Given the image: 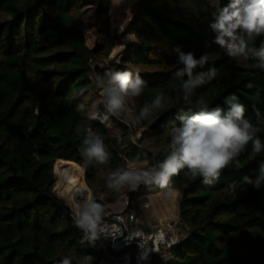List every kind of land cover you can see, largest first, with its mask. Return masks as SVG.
Masks as SVG:
<instances>
[{"label": "trees", "instance_id": "16d2710c", "mask_svg": "<svg viewBox=\"0 0 264 264\" xmlns=\"http://www.w3.org/2000/svg\"><path fill=\"white\" fill-rule=\"evenodd\" d=\"M110 9L111 0H0V264H62L65 257L70 264H100L105 254L100 240L94 245L80 242L83 233L73 223L71 208L54 190L55 171L57 180L61 172L56 163L85 165L90 187L113 202L128 191L106 187L110 171L133 161H147L150 167L163 160L162 149L170 141L172 122L179 124V110L191 114L182 99L181 81L174 76L183 67L177 63L176 47L197 57L209 54V62L196 72L217 70L194 99L203 96L209 107L226 108V98L235 95L253 124L255 110L264 116V70L255 67L254 57L231 59L213 43V0H142L127 27L135 44L121 52V63L109 59L107 64L124 39L111 23ZM88 10L93 11L91 24ZM89 24L94 40L87 32ZM261 42L264 36L250 44L259 47ZM109 70L139 72L146 82L134 98L135 119L157 93L167 98L166 110L137 119L143 129L138 137L101 103L95 77ZM82 103L84 110L78 111ZM90 112L107 119L88 120ZM81 123L103 136L111 154L108 164H85L79 151L82 135L75 132ZM258 126L264 142V124ZM238 159L239 166L232 164L211 184L184 171L173 177L187 230L170 249V264H264V186L256 190L244 181L258 174L264 151L255 154L249 144ZM82 177L85 182L83 171ZM162 190L141 185L130 191L129 210L135 209L140 193Z\"/></svg>", "mask_w": 264, "mask_h": 264}, {"label": "clouds", "instance_id": "9594fccd", "mask_svg": "<svg viewBox=\"0 0 264 264\" xmlns=\"http://www.w3.org/2000/svg\"><path fill=\"white\" fill-rule=\"evenodd\" d=\"M213 4L216 8L210 23L215 33L213 43L224 49L231 59L254 57L257 61L255 67L264 70V42L259 47L250 44L255 38L264 36V0H228L223 5L220 0H213ZM174 51L177 63L183 65L174 76L181 81L182 99L190 106L191 114H184L182 108L179 110V124L172 122L170 141L162 149L166 153L163 160L150 167L137 166L133 161L128 166L115 168L105 178L106 187L110 190L134 192L141 185L157 186L166 190L167 196L178 199L181 193L172 187V180L182 171L193 180L201 178V182L207 185L218 179L223 170L232 164L239 166L238 158L249 144L255 154L264 151V142L258 136L261 131L258 125L264 124V116L259 110H255L256 124H253L246 118V108L235 95L226 98V108L219 105L209 107L203 96L194 99L196 90L217 76L215 67L207 71H195L209 62V54L197 57L194 52H185L180 47ZM95 85L100 90L105 111L119 117L130 111L129 98L139 97L146 82L139 72L134 75L129 70H109L103 75H96ZM167 102L162 92L157 93L150 103L141 107L137 119L146 120L154 111L166 110ZM84 107L82 103L77 110L83 111ZM87 119L103 123L107 116L101 117L99 112H90ZM75 132L82 135L79 151L86 165L109 163L111 154L98 131L81 123L76 126ZM244 181L260 190L264 186V161L260 162L255 178L246 176ZM70 208L74 225L83 233L81 243L94 245L101 235H109V228L104 221L105 207L91 195L79 200L74 198ZM147 258L145 251L141 259ZM87 259L91 260L92 257ZM62 264H70V259L65 257Z\"/></svg>", "mask_w": 264, "mask_h": 264}, {"label": "built area", "instance_id": "2783aa9c", "mask_svg": "<svg viewBox=\"0 0 264 264\" xmlns=\"http://www.w3.org/2000/svg\"><path fill=\"white\" fill-rule=\"evenodd\" d=\"M130 203L127 195L117 208L104 215L109 235L106 241L102 240L104 235L99 239L105 253L100 264H170V249L183 239L177 222L145 220L143 216L151 206L145 193L136 197L135 209L129 210ZM145 251L146 260L141 259Z\"/></svg>", "mask_w": 264, "mask_h": 264}, {"label": "rangeland", "instance_id": "374dc122", "mask_svg": "<svg viewBox=\"0 0 264 264\" xmlns=\"http://www.w3.org/2000/svg\"><path fill=\"white\" fill-rule=\"evenodd\" d=\"M142 0H111V9H110V19H111V23L113 25L114 28L119 29V31H121L122 33H124V39L122 44L116 46L110 56L108 58H106L107 64L109 63L110 60H113L116 63H121V52L129 45V44H135V37L132 33L127 32V27L128 25L134 21L136 13L139 9V6L141 5ZM87 18L89 20V23H93L94 22V16H93V11L92 10H88V15ZM87 26V32L89 34V37L91 38V40L95 39V35H94V28L92 26ZM110 59V60H109ZM104 61V60H103ZM102 61V63H103ZM103 65L105 66L106 63H103ZM99 90V89H98ZM100 92V90H99ZM135 103V99L134 98H129V108L130 111L128 113H124L122 115L119 116V118L127 123L131 129L133 131H135L136 133V137L140 136L143 129L142 128H138V124L139 121L137 119L134 118L133 113H132V105ZM59 161V160H58ZM58 161H57V167H58ZM72 162V161H70ZM75 163V162H72ZM132 163L129 162L127 164V166ZM76 165H78L80 167V171L82 174H84V178H85V182L87 183V186L89 187V189L91 190V194L92 197H96L97 198V202H101L102 204H104L107 208L108 211L113 210L115 208H117V206L119 205V203H121V201L124 199L125 196H127L129 194L130 191H128L127 194H123L122 196H120L119 198H117L116 200H114L113 202H109L107 201V197L102 193H98L96 194L94 192V190L92 189V187H90V185L88 184L87 180H86V167L85 165H79L77 163H75ZM137 166H147L148 167V162L147 161H143V162H139L137 163ZM54 171H55V166H54ZM63 178V173L62 171H59V178L57 180V174L55 171V192L56 194H58L60 197L64 198L66 200V202L68 203V205H70V202L67 200L65 194L63 193L61 187L59 186V181ZM147 193H151V192H147ZM147 193H145V198L149 201V203L151 204L150 208H148L143 216V218L145 220H149V221H158L159 219L164 220V222H177L178 228H180L181 230V234L182 236H184V234L186 233L187 227L185 226V224L180 220V216H179V210L174 211L173 213H171V215H169L167 218L164 217L167 213H159L158 215L155 214L152 211V198L147 196ZM178 209V208H177ZM169 256V253H166Z\"/></svg>", "mask_w": 264, "mask_h": 264}, {"label": "bare ground", "instance_id": "6f19581e", "mask_svg": "<svg viewBox=\"0 0 264 264\" xmlns=\"http://www.w3.org/2000/svg\"><path fill=\"white\" fill-rule=\"evenodd\" d=\"M58 165L63 173V178L59 181V186L70 202V205L74 198L79 200L87 195L92 196L91 190L83 180L78 165L67 160H59Z\"/></svg>", "mask_w": 264, "mask_h": 264}, {"label": "crops", "instance_id": "0c3cea01", "mask_svg": "<svg viewBox=\"0 0 264 264\" xmlns=\"http://www.w3.org/2000/svg\"><path fill=\"white\" fill-rule=\"evenodd\" d=\"M165 193L166 190H162L155 193H147V196L152 198V211L157 215L161 212L167 213L164 216L167 218L174 211H178V199L171 198Z\"/></svg>", "mask_w": 264, "mask_h": 264}, {"label": "water", "instance_id": "95a60500", "mask_svg": "<svg viewBox=\"0 0 264 264\" xmlns=\"http://www.w3.org/2000/svg\"><path fill=\"white\" fill-rule=\"evenodd\" d=\"M85 174H86V173H85ZM79 195L81 196L80 193H79ZM93 198L97 201V198H96V197L93 196ZM69 206H70V205H69ZM107 239H108L107 236H103V237H102V240H103V241H106Z\"/></svg>", "mask_w": 264, "mask_h": 264}]
</instances>
